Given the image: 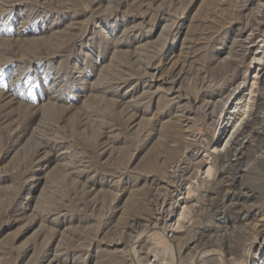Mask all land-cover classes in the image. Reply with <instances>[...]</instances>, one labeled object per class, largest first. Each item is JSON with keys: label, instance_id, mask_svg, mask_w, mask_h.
I'll use <instances>...</instances> for the list:
<instances>
[{"label": "rangeland", "instance_id": "obj_1", "mask_svg": "<svg viewBox=\"0 0 264 264\" xmlns=\"http://www.w3.org/2000/svg\"><path fill=\"white\" fill-rule=\"evenodd\" d=\"M262 17L0 0V264H264V135L220 163L264 103Z\"/></svg>", "mask_w": 264, "mask_h": 264}, {"label": "bare ground", "instance_id": "obj_2", "mask_svg": "<svg viewBox=\"0 0 264 264\" xmlns=\"http://www.w3.org/2000/svg\"><path fill=\"white\" fill-rule=\"evenodd\" d=\"M257 24H259L261 27H264V18H263V21L261 19V22H259ZM263 104L261 102H259L258 100L255 101V105L253 106V108L249 112V115H248L249 119L245 123H243L241 129L236 133L234 140L232 142H230V145L226 149L225 154L220 158V163H221V165H223V167H224V165L228 164L229 167L227 165L226 166L230 170V169H234V168H236V167H238V166H240L242 164L243 158H242V155L240 154V151L238 150V148L240 146H242V144H243L240 141L241 137H242V140H243L244 138H246L247 135H252V136L256 135L257 137L261 136V135H264V122L258 116V112L262 108ZM232 109L234 111V109H236V106H234ZM233 111L228 114L229 118H228L227 123H229V120H230L231 117L233 118V120L235 119L236 115L232 114ZM254 126H257V128H255ZM237 151H239V153L237 154L236 159L234 160V162H231V163L229 162L228 163V161H230L228 159L229 155L232 152H237ZM234 184L235 183H232V184H230V186L234 187ZM150 228L147 227L145 229L143 228L142 230L143 231L151 230Z\"/></svg>", "mask_w": 264, "mask_h": 264}]
</instances>
